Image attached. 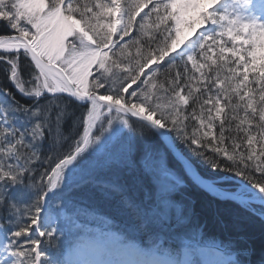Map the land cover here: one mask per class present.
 Masks as SVG:
<instances>
[{
    "label": "snow or ice",
    "instance_id": "obj_1",
    "mask_svg": "<svg viewBox=\"0 0 264 264\" xmlns=\"http://www.w3.org/2000/svg\"><path fill=\"white\" fill-rule=\"evenodd\" d=\"M256 221L264 0H0V264H264Z\"/></svg>",
    "mask_w": 264,
    "mask_h": 264
},
{
    "label": "trees",
    "instance_id": "obj_2",
    "mask_svg": "<svg viewBox=\"0 0 264 264\" xmlns=\"http://www.w3.org/2000/svg\"><path fill=\"white\" fill-rule=\"evenodd\" d=\"M200 199L202 203L207 204V200L204 197L201 196ZM204 218L207 220L206 229H213V232L210 233L212 237L215 235L220 237L228 235V233L225 232L221 228V226L215 222L210 209L205 213ZM118 226V224H114L113 228H116ZM244 235L246 236L248 243L255 249V255L253 256V260L259 259L262 250H264V231H262L259 222L256 221L253 224H246L244 226Z\"/></svg>",
    "mask_w": 264,
    "mask_h": 264
},
{
    "label": "rangeland",
    "instance_id": "obj_3",
    "mask_svg": "<svg viewBox=\"0 0 264 264\" xmlns=\"http://www.w3.org/2000/svg\"><path fill=\"white\" fill-rule=\"evenodd\" d=\"M91 226H93V227H97V226H99V227H103L102 224H98V223H96V222H93V224H92ZM205 231L207 232L209 238L212 237V236L210 235V233L213 232V229H212V228L209 229V230L206 229ZM215 231H216V230H215ZM214 234H215V233H214ZM243 234H244V233H243ZM215 236H216V235H215Z\"/></svg>",
    "mask_w": 264,
    "mask_h": 264
}]
</instances>
